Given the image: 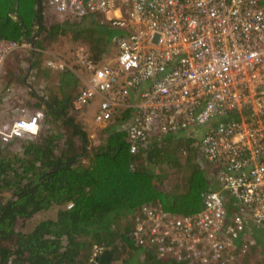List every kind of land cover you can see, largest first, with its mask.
Wrapping results in <instances>:
<instances>
[{
  "label": "built area",
  "instance_id": "1",
  "mask_svg": "<svg viewBox=\"0 0 264 264\" xmlns=\"http://www.w3.org/2000/svg\"><path fill=\"white\" fill-rule=\"evenodd\" d=\"M46 2L55 15L70 20L92 15L101 25L127 32L113 37L110 59L102 66L89 59L85 47L77 51L88 74L80 75L74 110L98 98L94 119L106 124L131 107L122 126L132 154L157 134L193 131L206 162L217 166L219 187L204 194L194 217L145 207L138 231L150 220L152 241L172 236L204 263L228 260L225 243L233 240L241 243V254L253 251L252 225L264 227V0ZM21 45L0 40V70ZM48 64L66 66L63 60ZM40 119L41 113L15 118L0 129L2 141L37 134ZM235 208L238 212L230 214Z\"/></svg>",
  "mask_w": 264,
  "mask_h": 264
},
{
  "label": "trees",
  "instance_id": "2",
  "mask_svg": "<svg viewBox=\"0 0 264 264\" xmlns=\"http://www.w3.org/2000/svg\"><path fill=\"white\" fill-rule=\"evenodd\" d=\"M47 10L46 0H0V40L18 45L32 42L35 51L30 57L34 62L40 51L54 48L59 35L71 30L75 51L65 58L68 62L63 60L65 69L48 64L58 62L55 54L46 60V68L56 69L61 85L69 79L61 77L60 71L74 73L81 82L80 75L88 74L82 58L76 57L83 45L89 59L102 66L110 59L113 37L127 35L126 31L101 25L92 15L75 20L56 15V22L47 24ZM34 35L37 37L32 40ZM20 52L17 48L8 54L0 70V102L17 84H25L23 76L30 71L29 64L26 72L14 70ZM80 88L73 92L74 98ZM21 100L26 102L19 106L22 113L26 106L31 115L41 113L45 117L39 133L25 137L21 153L4 149L18 138L2 144L0 137V264H264V237L258 232L253 251L241 254V243L233 240L225 243L228 260L221 257L204 263L172 236L152 241L150 220L138 231L145 207L194 217L204 194L219 187L216 171L205 173L209 164L198 161L205 157L193 131L186 136L157 134L132 154L128 130L122 126L129 122L132 108L124 107L105 124L103 145L90 151L88 133L68 113V98L60 108L49 103L43 109L40 101ZM167 168L187 173L174 183L173 190L161 188L160 181L169 177ZM51 209H55L54 217L29 226L36 214ZM236 212L237 208L229 213Z\"/></svg>",
  "mask_w": 264,
  "mask_h": 264
},
{
  "label": "rangeland",
  "instance_id": "3",
  "mask_svg": "<svg viewBox=\"0 0 264 264\" xmlns=\"http://www.w3.org/2000/svg\"><path fill=\"white\" fill-rule=\"evenodd\" d=\"M46 12L49 13L46 18V23L47 24L55 23L57 20L55 18L56 15L49 12V10H47ZM87 20L91 21L90 18H88ZM96 27L99 30L101 29L97 25ZM73 36L74 35L71 32V30L69 29L66 30L64 33L59 35V38H57L54 41L55 43L54 48L40 51V54L36 56V58L34 59V62L31 60V57H30V55H32L33 52L35 51V47L33 43L32 42L22 43L20 47L21 52L19 53L20 54L19 57H17V63L14 67L15 68L14 70L18 74L21 73V71L26 72L28 70V64H29L30 71L25 76L22 75L24 77L23 82L25 84L19 83L21 85V89L17 90L18 88L15 87L14 89L16 88L17 89L14 90L13 93H11V91L10 93H6V97H4L3 102H0V103L4 104V106H2L1 108L4 110L5 117L7 118L9 117V114L11 115L14 114L13 110H15L16 108H19L21 103L23 105L26 103L21 100L22 98L30 99L33 102L40 101L42 109L45 108V106L49 103L51 104L53 103L55 107L60 108L59 105L61 104V102L64 99L68 98L67 101L65 100L68 113L74 116L77 122H79V124H81L84 130L88 133L89 150L94 151L99 146L103 145V143L105 142L106 133H104V131H107V129L105 128L106 127L105 123H101V124L97 123L94 119V114L97 111L98 106H99L98 98L94 100L89 105L88 108L78 110V111L73 110L74 108L73 109L71 108L73 107V99L75 95V93L73 92L76 91V88L78 87L80 88L82 86V82L79 80V78L74 73H69V72L66 73L64 71H60L59 75L61 77H64L65 79L66 78L69 79L66 84L63 83L61 85V83H58L59 80L56 79V73H57L56 69L46 68V60L48 59L47 56L51 54H55L56 56H58L57 59L59 60L64 58L62 60L67 61V59L65 58H69L71 56L70 52L72 53L75 51V50L72 51V46H73L72 40L74 38ZM36 37L37 36L34 35L32 40H35ZM112 46H110V49ZM83 47L87 49L86 46L83 45ZM9 58H13V55H11ZM24 90L26 91V96L23 95ZM9 101H11V103H9ZM9 106H11V108ZM44 117L45 116L41 117L40 127L42 126V123H44ZM12 122L13 121H11L10 124L0 126V129L5 128L6 126L7 127L10 126ZM25 137L30 138L31 136L25 135L24 137L15 139L12 142V144L10 143V145H7V146L5 145L4 149L7 150L9 148L13 152L15 151V152L21 153L22 152V142L25 139ZM75 139L79 142L78 136ZM189 154L190 152L188 151L187 155L185 156H188ZM198 161L201 162L202 165H204V163L206 164V160H204L202 156L198 158ZM216 169H217V166L213 163L212 165L209 166V169L205 170V173L207 174L214 173ZM165 170H168L170 172V173H167L169 174V177H164L163 181H160V182H161V188L166 189V190H173L172 188H173L174 183L181 181L184 175L187 174L186 171L183 169L181 171L180 170L176 171L175 169L169 170L168 168ZM216 187H218V185H216ZM232 202H234V200H232ZM54 213H55V209H51V210L43 211V212L36 214L34 217L33 225L31 226L30 224L29 226L33 227L35 223L38 222V220H41L43 218L54 217ZM250 220L253 223V219L251 216H250ZM254 229H255V234L256 232H258L259 235L264 237V227L263 226L258 227L254 225Z\"/></svg>",
  "mask_w": 264,
  "mask_h": 264
},
{
  "label": "crops",
  "instance_id": "4",
  "mask_svg": "<svg viewBox=\"0 0 264 264\" xmlns=\"http://www.w3.org/2000/svg\"><path fill=\"white\" fill-rule=\"evenodd\" d=\"M19 85L20 84H17V90H20L21 89V85H20V87H19ZM16 89H14V90H16ZM24 89V88H23ZM14 90H13V92H14ZM23 95L24 96H26V91L24 90V92H23ZM9 103H11V101H9ZM2 105H0V126H3V125H6V124H10V122L11 121H13L15 118H17V117H19V116H26V115H30V108H28V107H24V108H26V110H24L23 111V113L21 112V110L19 109V108H16L15 110H13V113L14 114H9V117H5V112H4V110H2ZM10 108H11V106H9ZM6 113H8V112H6ZM4 116V117H3Z\"/></svg>",
  "mask_w": 264,
  "mask_h": 264
},
{
  "label": "clouds",
  "instance_id": "5",
  "mask_svg": "<svg viewBox=\"0 0 264 264\" xmlns=\"http://www.w3.org/2000/svg\"><path fill=\"white\" fill-rule=\"evenodd\" d=\"M41 117H42V114H41ZM14 120H15V119H14ZM14 120H13V121H14ZM12 123H13V122H12ZM39 125H40V124H39ZM39 131H40V127H39ZM39 131H38V133H39ZM38 133H37V134H38ZM37 134L35 133V134H26V135H29V136H30V135H37ZM0 137H1V135H0ZM21 137H24V136H17V137H14V138H21ZM14 138H13V139H14ZM1 142H2L3 144H7V143H4V142L2 141V138H1Z\"/></svg>",
  "mask_w": 264,
  "mask_h": 264
}]
</instances>
